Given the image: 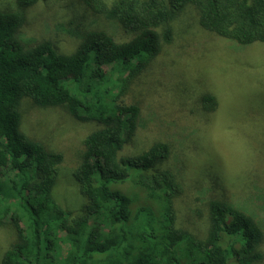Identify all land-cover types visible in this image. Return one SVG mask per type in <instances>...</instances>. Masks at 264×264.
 Instances as JSON below:
<instances>
[{"label":"trees","instance_id":"obj_1","mask_svg":"<svg viewBox=\"0 0 264 264\" xmlns=\"http://www.w3.org/2000/svg\"><path fill=\"white\" fill-rule=\"evenodd\" d=\"M38 1L14 0L16 10L0 11V228L14 232L0 264H260L264 222L243 207L209 199L202 237L176 226L182 187L160 168L169 146L157 142L139 154L123 153L141 117L140 107L123 97L172 42L170 23L186 6L197 10L203 30L246 47L264 43V0H79L131 37L86 32L70 53L51 41L29 46L21 39L23 10ZM23 99L100 125L84 138L73 172L86 200L76 217L53 197L63 155L19 129ZM201 103L207 111L216 106L211 95ZM129 182L155 211L132 213V199L109 186Z\"/></svg>","mask_w":264,"mask_h":264},{"label":"rangeland","instance_id":"obj_2","mask_svg":"<svg viewBox=\"0 0 264 264\" xmlns=\"http://www.w3.org/2000/svg\"><path fill=\"white\" fill-rule=\"evenodd\" d=\"M16 8L14 0H0V11ZM23 12L20 37L29 46L46 40L70 53L86 32L105 31L116 41L131 37L114 23L93 17L79 0H42ZM170 26L172 42L123 97V103L141 109L138 129L123 153L135 155L154 143L168 144L169 157L160 168L171 171L182 187L174 203L179 228L202 237L209 199L234 203L264 222V43L240 47L203 30L191 6ZM204 95L215 99L213 110L203 108ZM20 113L23 134L63 155L53 197L71 217L80 215L86 200L73 172L84 138L100 125L79 122L61 107H37L29 99L21 101ZM109 186L132 199V213L156 210L133 183ZM13 239L11 227L0 228V261ZM262 250L264 254V239Z\"/></svg>","mask_w":264,"mask_h":264}]
</instances>
